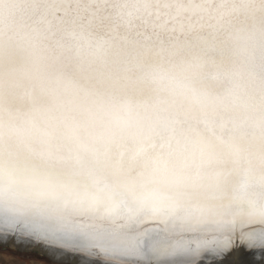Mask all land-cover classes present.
<instances>
[{
	"label": "snow or ice",
	"instance_id": "6c2138e0",
	"mask_svg": "<svg viewBox=\"0 0 264 264\" xmlns=\"http://www.w3.org/2000/svg\"><path fill=\"white\" fill-rule=\"evenodd\" d=\"M223 32L168 13L112 21L105 46L134 52L126 67L62 76L66 101L25 129L0 125V244L23 247L27 264H264V167L250 171L240 142L180 122L148 132L109 123L95 134L80 124L82 95L98 96L87 109L94 125L150 65L195 95L198 76L225 71Z\"/></svg>",
	"mask_w": 264,
	"mask_h": 264
},
{
	"label": "bare ground",
	"instance_id": "6f19581e",
	"mask_svg": "<svg viewBox=\"0 0 264 264\" xmlns=\"http://www.w3.org/2000/svg\"><path fill=\"white\" fill-rule=\"evenodd\" d=\"M68 4L71 10H66ZM261 6L264 0H0V125L25 129L53 103L66 101L68 93L58 83L62 76L88 72L102 77L126 67L135 53L105 46L104 33L112 21L139 22L168 13L183 23L224 29L229 50L224 73L211 79L198 76L204 86L193 95L179 83L161 79L150 65L138 76H128L94 125L87 109L98 96L82 95L81 127L95 134L111 123L127 131L143 126L148 132L180 122L183 131L216 130L241 143L250 171L259 174L264 167ZM91 20L95 23L89 25Z\"/></svg>",
	"mask_w": 264,
	"mask_h": 264
},
{
	"label": "rangeland",
	"instance_id": "374dc122",
	"mask_svg": "<svg viewBox=\"0 0 264 264\" xmlns=\"http://www.w3.org/2000/svg\"><path fill=\"white\" fill-rule=\"evenodd\" d=\"M26 251L0 246V264H27Z\"/></svg>",
	"mask_w": 264,
	"mask_h": 264
},
{
	"label": "water",
	"instance_id": "95a60500",
	"mask_svg": "<svg viewBox=\"0 0 264 264\" xmlns=\"http://www.w3.org/2000/svg\"><path fill=\"white\" fill-rule=\"evenodd\" d=\"M1 247H10V248H14V249H17V250H21V251H25V249L22 247V248H17L15 244H8V245H3V244H0ZM31 251H35L34 249H31Z\"/></svg>",
	"mask_w": 264,
	"mask_h": 264
}]
</instances>
